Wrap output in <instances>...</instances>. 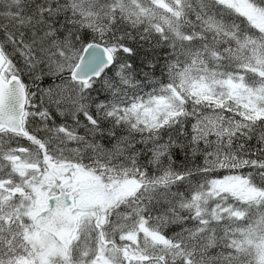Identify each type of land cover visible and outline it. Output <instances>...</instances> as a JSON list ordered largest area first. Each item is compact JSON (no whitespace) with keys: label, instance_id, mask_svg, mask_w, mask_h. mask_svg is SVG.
<instances>
[{"label":"snow or ice","instance_id":"1","mask_svg":"<svg viewBox=\"0 0 264 264\" xmlns=\"http://www.w3.org/2000/svg\"><path fill=\"white\" fill-rule=\"evenodd\" d=\"M0 264H264V0H0Z\"/></svg>","mask_w":264,"mask_h":264}]
</instances>
